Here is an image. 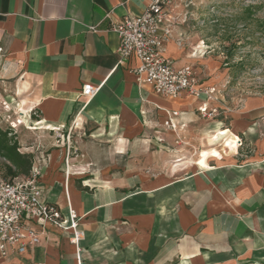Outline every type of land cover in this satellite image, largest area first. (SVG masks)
Returning a JSON list of instances; mask_svg holds the SVG:
<instances>
[{
    "label": "crops",
    "instance_id": "0c3cea01",
    "mask_svg": "<svg viewBox=\"0 0 264 264\" xmlns=\"http://www.w3.org/2000/svg\"><path fill=\"white\" fill-rule=\"evenodd\" d=\"M181 1L164 54L217 87L212 117L199 115L202 99L139 85L138 60L118 66L111 27L148 0H0V71L19 75L18 122L41 133L26 151L43 167L44 199L73 208L85 231L76 244L57 222L34 224L40 242L0 264H264V93L224 99L215 63L192 62L209 45L188 36L196 11ZM87 83L100 88L90 99ZM167 111L179 112L175 129Z\"/></svg>",
    "mask_w": 264,
    "mask_h": 264
},
{
    "label": "built area",
    "instance_id": "2783aa9c",
    "mask_svg": "<svg viewBox=\"0 0 264 264\" xmlns=\"http://www.w3.org/2000/svg\"><path fill=\"white\" fill-rule=\"evenodd\" d=\"M174 1L148 0L143 12L125 15L112 25L111 29L120 38L118 66L126 65L132 59L138 60L139 64L133 72L139 85H150L157 95L166 99L174 100L183 93L202 99L197 108L199 115L215 116L218 109L210 107L209 103L217 99V87L200 81L192 65L176 67L164 54L165 44L174 37L175 17L171 15ZM92 29L95 30V27L92 26ZM99 89L87 83L82 95L93 98ZM178 115V111H167L165 127L175 129L174 117ZM62 138L70 150L71 132L63 134ZM66 167L69 168L68 161ZM43 174L39 162H33L27 173L15 176L7 174L0 167L1 255L7 256L10 251L23 253L28 246L38 244L40 237L34 224L44 225L49 220L71 229V242L79 244L84 239L85 231L81 228L77 212L71 207L64 212L44 199L41 187Z\"/></svg>",
    "mask_w": 264,
    "mask_h": 264
},
{
    "label": "rangeland",
    "instance_id": "374dc122",
    "mask_svg": "<svg viewBox=\"0 0 264 264\" xmlns=\"http://www.w3.org/2000/svg\"><path fill=\"white\" fill-rule=\"evenodd\" d=\"M249 6H253L251 11ZM177 8L196 11V15L188 17V36L192 40L204 39L210 52L206 62L203 59L192 62L202 68H207V61L215 63V73L220 74L216 81L226 101L236 103L245 95L264 93V0H183ZM2 74L0 71V129L9 131V136L0 137V167L7 162L2 152L11 142L10 137L17 141L18 151L25 153H32L26 148L41 140V133L30 129L28 121L18 122L21 119L16 95L19 75ZM42 138L46 142L58 139ZM244 149L249 151L246 145Z\"/></svg>",
    "mask_w": 264,
    "mask_h": 264
},
{
    "label": "trees",
    "instance_id": "16d2710c",
    "mask_svg": "<svg viewBox=\"0 0 264 264\" xmlns=\"http://www.w3.org/2000/svg\"><path fill=\"white\" fill-rule=\"evenodd\" d=\"M253 6H249V11ZM9 131H2L0 129V137L8 138ZM11 142L6 146L2 152V156L6 159L5 166L1 167L7 174L15 176L21 173H27L30 166L34 162V154L19 152L17 141L14 137H10Z\"/></svg>",
    "mask_w": 264,
    "mask_h": 264
}]
</instances>
